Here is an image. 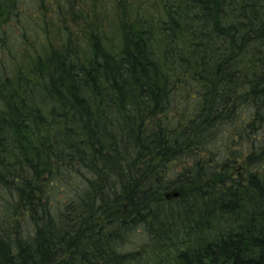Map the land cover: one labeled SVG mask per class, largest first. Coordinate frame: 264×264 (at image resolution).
Wrapping results in <instances>:
<instances>
[{
	"label": "trees",
	"instance_id": "16d2710c",
	"mask_svg": "<svg viewBox=\"0 0 264 264\" xmlns=\"http://www.w3.org/2000/svg\"><path fill=\"white\" fill-rule=\"evenodd\" d=\"M0 48V264H264V0H0Z\"/></svg>",
	"mask_w": 264,
	"mask_h": 264
},
{
	"label": "rangeland",
	"instance_id": "374dc122",
	"mask_svg": "<svg viewBox=\"0 0 264 264\" xmlns=\"http://www.w3.org/2000/svg\"><path fill=\"white\" fill-rule=\"evenodd\" d=\"M16 34H19L18 31L16 30L15 31ZM20 46H19V43H15V46L14 48L18 49ZM21 48V47H20ZM7 55V51L3 48H0V61H2L3 59H5ZM173 167L176 168L177 170H182L186 165L187 163L186 162H176V163H173ZM62 196L61 192L59 190H57L55 193H54V206H59V203L61 202L60 201V197ZM142 233H136L134 235V237H132L131 239V242L127 245V248H125V250H129L130 252H133V251H142L145 246H146V242L147 240H144L143 238V235H141ZM146 251L143 250V253H144V257H148V255L150 254V252H147L145 253ZM151 255H149V259H150Z\"/></svg>",
	"mask_w": 264,
	"mask_h": 264
}]
</instances>
